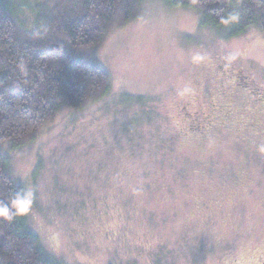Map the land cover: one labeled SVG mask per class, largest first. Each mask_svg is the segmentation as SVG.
I'll return each instance as SVG.
<instances>
[{
    "label": "rangeland",
    "instance_id": "374dc122",
    "mask_svg": "<svg viewBox=\"0 0 264 264\" xmlns=\"http://www.w3.org/2000/svg\"><path fill=\"white\" fill-rule=\"evenodd\" d=\"M54 4L0 0L25 34ZM97 60L111 78L104 96L1 149L47 254L57 264H264V102L240 86L264 90L263 31L232 37L196 9L143 0ZM189 111L206 116L201 133Z\"/></svg>",
    "mask_w": 264,
    "mask_h": 264
},
{
    "label": "trees",
    "instance_id": "16d2710c",
    "mask_svg": "<svg viewBox=\"0 0 264 264\" xmlns=\"http://www.w3.org/2000/svg\"><path fill=\"white\" fill-rule=\"evenodd\" d=\"M44 25L23 33L0 6V264H57L28 226L24 190L8 172L1 151L32 141L66 109L104 96L109 74L97 50L117 24L134 20L143 0H54ZM193 8L208 24L230 27L232 37L259 27L264 0H168Z\"/></svg>",
    "mask_w": 264,
    "mask_h": 264
},
{
    "label": "flooded vegetation",
    "instance_id": "af4514ba",
    "mask_svg": "<svg viewBox=\"0 0 264 264\" xmlns=\"http://www.w3.org/2000/svg\"><path fill=\"white\" fill-rule=\"evenodd\" d=\"M239 80H241V77H239ZM243 82L245 83L244 85H240L238 83V86L240 85L242 86L241 88L250 91L251 96L254 98L256 97L255 99H257L258 101L264 102V90H262L260 86L251 83V80H246V81L244 80ZM187 116L190 119L191 123L194 124L195 126L193 127V130L197 131L198 133H201L206 126L205 124L206 116L197 114V112H190L187 114Z\"/></svg>",
    "mask_w": 264,
    "mask_h": 264
}]
</instances>
